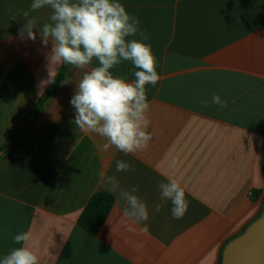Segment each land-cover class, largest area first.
<instances>
[{
	"label": "crops",
	"instance_id": "1",
	"mask_svg": "<svg viewBox=\"0 0 264 264\" xmlns=\"http://www.w3.org/2000/svg\"><path fill=\"white\" fill-rule=\"evenodd\" d=\"M32 2L0 0V149L10 147L0 156V259L21 246L16 234L29 232L41 264H219L264 210V0H118L149 37L127 39L150 45L160 76L145 85L152 140L128 155L104 149L105 138L74 123L70 100L97 60L86 69L68 65L39 106L50 84L41 82L60 66L50 63L52 43L39 31L35 41L21 35L28 19L36 30L50 23L52 10L31 11ZM135 70L131 61L110 69L129 83ZM118 160L135 171L117 172ZM102 172L123 190L137 189L147 234L144 223L128 230L125 202ZM170 179L189 203L181 219L160 199L159 184ZM97 192L113 204L93 235L78 219Z\"/></svg>",
	"mask_w": 264,
	"mask_h": 264
},
{
	"label": "clouds",
	"instance_id": "2",
	"mask_svg": "<svg viewBox=\"0 0 264 264\" xmlns=\"http://www.w3.org/2000/svg\"><path fill=\"white\" fill-rule=\"evenodd\" d=\"M45 7L52 10L50 23L36 30L35 19H28L21 29V35L26 33L28 39L35 41L36 31H39L44 45L51 41L49 60L57 66L64 64L86 69L94 59L99 62V66L85 72L70 100L75 108V126L105 138L107 143L103 145L104 149L114 146L125 155L145 150L152 140V134L148 131L150 120L147 112L150 105L145 85L155 86L160 76L150 45L127 39L137 34L142 40L149 39L139 29V19L130 15L118 0H33L30 10L37 11ZM24 16L27 17L28 12ZM122 61H131L134 69H138L133 72L134 82L115 77L110 71ZM51 82L52 78L41 82L40 87ZM212 103L227 107V102L221 100L219 95L212 96ZM116 171L129 172L135 169L130 163L118 160ZM101 177L108 191L118 193L125 202L123 215L130 221L126 225L128 230L136 232L134 225L144 223L139 231L147 234L149 212L147 205L134 194L137 189L123 190L115 176H107L102 172ZM159 189L161 201L172 203L173 218H183L189 203L180 183L170 179L168 183L161 182ZM160 208L161 205H156L157 212ZM13 241L21 246L0 259V264H41L31 233H18ZM135 246L143 248L144 241H136Z\"/></svg>",
	"mask_w": 264,
	"mask_h": 264
},
{
	"label": "water",
	"instance_id": "3",
	"mask_svg": "<svg viewBox=\"0 0 264 264\" xmlns=\"http://www.w3.org/2000/svg\"><path fill=\"white\" fill-rule=\"evenodd\" d=\"M9 149V146L0 149V156ZM221 264H264V210L241 235L226 245Z\"/></svg>",
	"mask_w": 264,
	"mask_h": 264
},
{
	"label": "trees",
	"instance_id": "4",
	"mask_svg": "<svg viewBox=\"0 0 264 264\" xmlns=\"http://www.w3.org/2000/svg\"><path fill=\"white\" fill-rule=\"evenodd\" d=\"M68 65H60L57 73L53 77V82H51L45 91V94L41 97L39 101V106L44 102L56 85L62 80L65 75ZM113 204V197L105 192H97L93 194L88 202L86 203L84 209L82 210L78 224L87 230L89 233L96 235L101 229L106 217ZM222 256L220 257L219 264H221Z\"/></svg>",
	"mask_w": 264,
	"mask_h": 264
}]
</instances>
